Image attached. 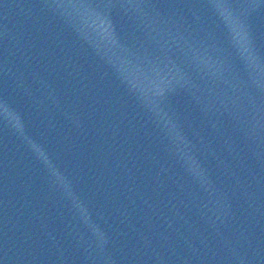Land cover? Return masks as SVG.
<instances>
[{"label":"water","instance_id":"1","mask_svg":"<svg viewBox=\"0 0 264 264\" xmlns=\"http://www.w3.org/2000/svg\"><path fill=\"white\" fill-rule=\"evenodd\" d=\"M0 264H264V0H0Z\"/></svg>","mask_w":264,"mask_h":264}]
</instances>
